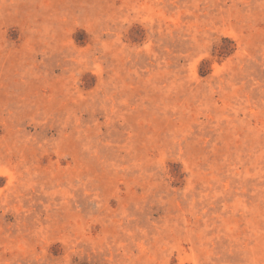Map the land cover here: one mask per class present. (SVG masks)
<instances>
[{
  "label": "rangeland",
  "instance_id": "1",
  "mask_svg": "<svg viewBox=\"0 0 264 264\" xmlns=\"http://www.w3.org/2000/svg\"><path fill=\"white\" fill-rule=\"evenodd\" d=\"M0 264H264V0H0Z\"/></svg>",
  "mask_w": 264,
  "mask_h": 264
}]
</instances>
